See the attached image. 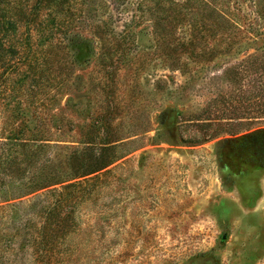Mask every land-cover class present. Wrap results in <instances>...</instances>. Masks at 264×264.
Here are the masks:
<instances>
[{
  "label": "rangeland",
  "instance_id": "rangeland-1",
  "mask_svg": "<svg viewBox=\"0 0 264 264\" xmlns=\"http://www.w3.org/2000/svg\"><path fill=\"white\" fill-rule=\"evenodd\" d=\"M8 218L29 264L48 222L43 264H264V0H0Z\"/></svg>",
  "mask_w": 264,
  "mask_h": 264
},
{
  "label": "trees",
  "instance_id": "trees-1",
  "mask_svg": "<svg viewBox=\"0 0 264 264\" xmlns=\"http://www.w3.org/2000/svg\"><path fill=\"white\" fill-rule=\"evenodd\" d=\"M57 205V204H56ZM56 209V206L50 207L51 212ZM9 218L5 222H0V264H29L24 259V251L27 248L28 240L22 241L18 247L14 243V237L11 235L13 231L23 232V222L14 229L10 226V222L13 221ZM15 223V222H14ZM51 222L44 225L35 226L37 237L33 240L34 251L33 261H29L31 264H43L44 259H51L55 255V250L44 246L45 234L53 231L51 228ZM26 227V225H25ZM16 252V257L12 260L13 253ZM54 253V254H53Z\"/></svg>",
  "mask_w": 264,
  "mask_h": 264
}]
</instances>
